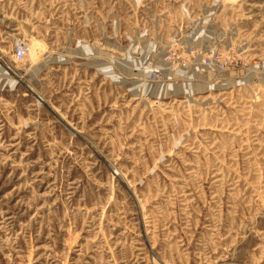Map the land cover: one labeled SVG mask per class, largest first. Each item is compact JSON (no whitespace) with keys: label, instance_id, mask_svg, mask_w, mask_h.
<instances>
[{"label":"rangeland","instance_id":"obj_1","mask_svg":"<svg viewBox=\"0 0 264 264\" xmlns=\"http://www.w3.org/2000/svg\"><path fill=\"white\" fill-rule=\"evenodd\" d=\"M0 264H264V0H0Z\"/></svg>","mask_w":264,"mask_h":264},{"label":"built area","instance_id":"obj_2","mask_svg":"<svg viewBox=\"0 0 264 264\" xmlns=\"http://www.w3.org/2000/svg\"><path fill=\"white\" fill-rule=\"evenodd\" d=\"M24 48L21 47V45H18L15 50V56L19 59L23 57L24 54Z\"/></svg>","mask_w":264,"mask_h":264}]
</instances>
